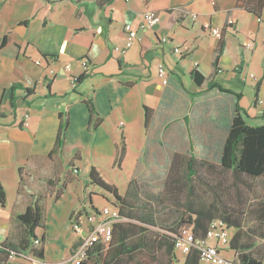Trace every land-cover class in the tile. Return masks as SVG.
<instances>
[{
	"label": "crops",
	"instance_id": "obj_1",
	"mask_svg": "<svg viewBox=\"0 0 264 264\" xmlns=\"http://www.w3.org/2000/svg\"><path fill=\"white\" fill-rule=\"evenodd\" d=\"M247 1L259 5V17L246 10ZM261 4L0 0V184L6 196L0 206V243L26 237L16 217L28 205L38 202L44 214L43 228L35 230L44 262L24 252L5 264H48L69 257L78 240L72 220L85 228V215L109 206L104 191L89 184L92 168L103 180L106 170L123 173L125 193L134 181L158 194L175 155L182 156L179 163L190 157L220 163L237 103L247 113V125H264V0ZM51 7L52 18L44 24ZM173 9L182 13L175 23L168 14ZM147 10L158 12L160 23L138 29L132 47L124 55L116 53L124 25L135 26ZM210 27L220 28V39ZM248 40L250 50L244 48ZM81 59L88 61L86 73ZM159 67L165 70V84ZM193 70L204 77L202 84L194 82ZM70 77L80 80L72 85ZM210 81L227 92L208 88ZM16 83L34 93L25 97L18 90L12 109L6 90ZM87 101L101 119L95 127H90L94 119ZM145 108L150 110L147 123ZM26 113L28 126L23 127ZM66 119L62 147L54 152Z\"/></svg>",
	"mask_w": 264,
	"mask_h": 264
},
{
	"label": "trees",
	"instance_id": "obj_2",
	"mask_svg": "<svg viewBox=\"0 0 264 264\" xmlns=\"http://www.w3.org/2000/svg\"><path fill=\"white\" fill-rule=\"evenodd\" d=\"M110 3L112 0H98L101 2ZM247 1L244 5L246 10L250 13L260 16V7L258 4H251ZM263 4V0H261ZM261 4V5H262ZM259 8H258V7ZM54 12V7L49 9L43 23L50 22ZM172 23L179 21L182 18V13L177 10L168 11ZM5 42L3 39L2 43ZM221 50H219L215 60L214 68L217 71V61ZM46 58V56H44ZM191 76L198 85L202 84L204 77L193 70ZM83 77V76H82ZM80 80V77L76 82ZM208 88H218L222 92H227L221 86L210 81ZM21 90L24 96L27 97L34 93V88H25L21 84H13L7 90V98L12 109L15 108L17 96L16 92ZM239 98V96H237ZM257 101V97L255 102ZM87 106L90 111L91 119L94 122L90 127H95L101 121L98 117L94 104L87 101ZM145 122L147 123L150 117V110L145 108ZM247 113L239 104H236L235 114L229 129L228 135L223 144L220 163H206L204 161H197L194 157H190L187 163H179L178 159L182 156L175 155L170 164V170L164 184V189L156 195L148 196L149 199H155L164 193L181 192L185 188L187 194L193 193L192 178H195L199 169H206L207 171L218 170L223 174H229L231 178L230 186L235 191V199L238 206L226 207L223 206V213L217 214L216 208L211 205L208 208L194 206L192 202L183 205V213L179 222L175 227L162 228L160 233L154 237L150 233L149 227H155L151 218L147 216L152 215L151 205L144 203L147 212L142 211L141 215L133 213L130 199L141 198V191L144 190L136 182L129 183L127 192L124 196H120L116 186L108 184L99 175L95 168H92L89 174V184L100 188L105 193L109 194L117 201L119 215L126 221L117 223L112 230V238L105 244L96 245L88 252L86 259L80 264H140V258H149L152 264L158 261L159 253L167 258L164 264H173L175 255L178 253L174 248L176 236L181 227H192L194 239L204 240L209 224L214 220L223 221L229 229L234 228L235 233L232 234L228 250L236 254L233 260L238 264H263L260 259H257L249 254L251 245L242 243L245 233L244 218L247 215L256 216L258 224H264V188L257 187L254 183L264 177V125L249 126L245 122ZM67 128V119L61 121L58 131L54 152H59L62 147L64 133ZM123 146L120 148L118 159H121L123 154ZM249 179V180H248ZM254 181L252 182L251 180ZM208 185V181L204 180ZM244 186V187H241ZM214 187V186H212ZM228 187V185H227ZM231 187L224 189L228 190ZM149 194L152 192L144 190ZM261 192V193H259ZM141 194V195H140ZM133 195V196H131ZM219 198V196L217 197ZM219 200H221L219 198ZM6 202L5 192L0 184V206L4 207ZM255 202V204H253ZM84 210V209H82ZM80 212V211H79ZM147 213V214H146ZM80 214V213H79ZM78 214V215H79ZM143 215V216H142ZM18 223L24 228L26 237L18 243L4 241L0 243V264H5L6 260L13 257L22 256L24 252L35 260L44 262V246L35 245L37 240L35 230L43 228L44 214L38 202L28 205L23 213L16 217ZM264 238V235H263ZM40 242H44L43 237ZM34 245L36 247H34ZM180 255V254H179ZM182 256V264H198V252L192 249L189 253Z\"/></svg>",
	"mask_w": 264,
	"mask_h": 264
},
{
	"label": "built area",
	"instance_id": "obj_3",
	"mask_svg": "<svg viewBox=\"0 0 264 264\" xmlns=\"http://www.w3.org/2000/svg\"><path fill=\"white\" fill-rule=\"evenodd\" d=\"M160 21L161 17L158 12L151 10L145 11L135 26L131 23H126L124 25L123 31L125 36L122 44L115 46L113 50L120 55H124L136 40L138 29L141 31L151 30L156 27ZM229 24H232V21H229ZM209 32L216 39H220L222 36L221 30L218 27H210ZM162 42H167V39H162ZM244 48L248 50L252 49L253 43L250 40L246 41ZM174 52L181 54L182 51L176 48ZM36 64H39V62H36ZM80 65L86 73L88 61L86 59H81ZM64 70L69 71L70 66L65 65ZM51 73L53 72L51 71ZM158 76L162 79L164 84L167 83L163 67L158 68ZM250 77L254 80L256 79L252 74ZM76 81L77 78L70 77L72 85H74ZM28 119V113L24 114L23 122L21 123L23 127L28 126ZM84 218L86 222L85 228L82 227L78 220H72L71 226L78 240L69 257L65 260L48 264H80L86 259L88 252L96 245L105 244L111 240L112 230L115 224L126 221L120 217L119 210L116 207L114 209L104 207L101 210H95L85 215ZM229 230L230 229L223 221L214 220L209 224L204 240H196L194 239L192 227L184 226L178 231L174 248L180 255H186L192 249L197 250L199 257L198 264H238L235 263L234 260L228 261L224 259L221 255L222 252L228 250L231 241ZM34 244L38 245L39 240L37 239ZM233 256L236 258L235 253H233ZM10 258H13V255H11Z\"/></svg>",
	"mask_w": 264,
	"mask_h": 264
},
{
	"label": "rangeland",
	"instance_id": "obj_4",
	"mask_svg": "<svg viewBox=\"0 0 264 264\" xmlns=\"http://www.w3.org/2000/svg\"><path fill=\"white\" fill-rule=\"evenodd\" d=\"M250 124H255V122L251 121ZM105 172L106 175H104V178L106 180H104L107 181L108 184L110 182L116 184V186L119 188L118 193L122 197L126 190V185L123 180L125 177L124 174L115 170H106ZM198 172L199 174L195 178H192L194 190L191 195L187 194L185 188H182L181 192H175L172 194L164 193L158 198L149 199L150 197L148 198V196L156 195V193L149 194L143 190L141 191V198L129 200L133 208V213L137 214L138 216L141 215L142 211L147 212L149 210L146 209L144 203H149V205H151L150 209L152 215L146 214L155 224V227H149L150 233L154 237L157 233H160L161 230H164L159 227H175L179 222L181 213H183V205L188 204L189 202H192L194 206L204 208H208L213 205L216 208L217 214L223 213V204L226 205V207L238 206V203L235 199V191L232 186H230L232 180L229 174L222 175V173L218 172V170L207 171L206 169H199ZM204 180L208 181L209 184L206 185ZM251 181L253 182L254 179ZM254 182L257 187L264 188V177L259 180H255ZM229 187L231 188L224 191V189ZM218 196L221 200L217 198ZM102 197L107 199L108 203L106 206L109 205L108 207L110 209H114V205L118 204L112 196L105 192H102ZM253 204H255V202H253ZM244 223L246 236H244L242 243L251 245L249 254L257 259H260L264 264V224L259 225L256 216L250 215L245 216ZM234 230V228L229 230L231 237L232 234L235 233ZM221 255L228 261H233L234 259L233 252L230 250H225L221 253ZM139 261L140 264H152L149 258H140L138 262ZM166 261L167 258L163 256L162 252H160L156 264H164ZM173 264H182V256L179 254L175 255Z\"/></svg>",
	"mask_w": 264,
	"mask_h": 264
}]
</instances>
